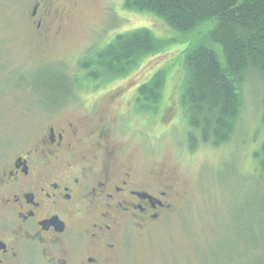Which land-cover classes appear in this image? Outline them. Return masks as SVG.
<instances>
[{
  "label": "rangeland",
  "instance_id": "374dc122",
  "mask_svg": "<svg viewBox=\"0 0 264 264\" xmlns=\"http://www.w3.org/2000/svg\"><path fill=\"white\" fill-rule=\"evenodd\" d=\"M33 1L0 0V161L47 124L49 108L63 106L67 121L86 116L90 122L95 115V120L114 124L112 140L125 166L172 182L168 214L145 233L125 234V264H264V177L252 160L264 141L257 83L244 88L236 132L218 148L200 144L191 150L179 104L183 58L197 44L207 43L211 25L182 34L156 17L125 10V0H39L60 12L56 24L61 29L39 48L25 23ZM113 17L121 21L118 27H111ZM139 28L168 41L166 47L123 78L75 84L67 93L63 74L78 75L77 62L86 51ZM159 71L165 83L158 109L135 112L137 88ZM84 102L99 108L88 114Z\"/></svg>",
  "mask_w": 264,
  "mask_h": 264
},
{
  "label": "flooded vegetation",
  "instance_id": "af4514ba",
  "mask_svg": "<svg viewBox=\"0 0 264 264\" xmlns=\"http://www.w3.org/2000/svg\"><path fill=\"white\" fill-rule=\"evenodd\" d=\"M59 13L39 0L27 9L37 47L58 37ZM63 108H49L47 124L0 161V264H125V234L145 233L173 207L169 178L121 162L114 124L67 121Z\"/></svg>",
  "mask_w": 264,
  "mask_h": 264
},
{
  "label": "trees",
  "instance_id": "16d2710c",
  "mask_svg": "<svg viewBox=\"0 0 264 264\" xmlns=\"http://www.w3.org/2000/svg\"><path fill=\"white\" fill-rule=\"evenodd\" d=\"M123 8L156 17L182 34L211 25L204 38L207 43L197 44L183 58L178 97L192 151L200 144L218 148L230 142L241 120L248 84L257 83L264 111V0H125ZM167 43L147 28L119 34L105 46L86 51L77 62L78 75L71 78L64 73L61 82L68 84L69 93L75 84L101 85L123 78ZM164 79L159 71L137 88L135 112L158 109ZM252 160L264 177V141Z\"/></svg>",
  "mask_w": 264,
  "mask_h": 264
},
{
  "label": "snow or ice",
  "instance_id": "6c2138e0",
  "mask_svg": "<svg viewBox=\"0 0 264 264\" xmlns=\"http://www.w3.org/2000/svg\"><path fill=\"white\" fill-rule=\"evenodd\" d=\"M121 21L117 20L115 17H113L111 21V27H118L120 25Z\"/></svg>",
  "mask_w": 264,
  "mask_h": 264
}]
</instances>
